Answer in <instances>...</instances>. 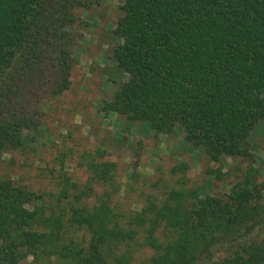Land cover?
I'll return each mask as SVG.
<instances>
[{
	"label": "trees",
	"instance_id": "trees-1",
	"mask_svg": "<svg viewBox=\"0 0 264 264\" xmlns=\"http://www.w3.org/2000/svg\"><path fill=\"white\" fill-rule=\"evenodd\" d=\"M107 1L0 0V155L35 149L44 100L72 88L77 11ZM120 1L110 58L127 80L100 112L128 130L181 129L211 161L240 159L237 180L224 195L173 188L125 212L95 189L114 182V164L92 160L84 184L61 168L49 198L0 170V264H264V183L251 149L264 126V0Z\"/></svg>",
	"mask_w": 264,
	"mask_h": 264
},
{
	"label": "rangeland",
	"instance_id": "rangeland-1",
	"mask_svg": "<svg viewBox=\"0 0 264 264\" xmlns=\"http://www.w3.org/2000/svg\"><path fill=\"white\" fill-rule=\"evenodd\" d=\"M120 6V0H109L88 11H77L83 23L72 88L62 97L44 100L46 125L34 136L35 149L1 154V173L49 198L57 191L61 168L84 184L91 176L89 162L114 164V182L95 189L99 195L113 194V205L125 212L139 211L149 195L163 198L173 188H199L202 195L229 193L237 180L234 169L240 159L213 162L203 149L185 141L181 129L172 135H155L137 123L128 130L122 116L100 112L103 100L127 80L110 58L120 42L114 33L122 15ZM251 149L264 183V126L252 134ZM183 164L189 168L186 174L175 171ZM151 254L146 253L147 257ZM147 257L138 253L136 262Z\"/></svg>",
	"mask_w": 264,
	"mask_h": 264
}]
</instances>
